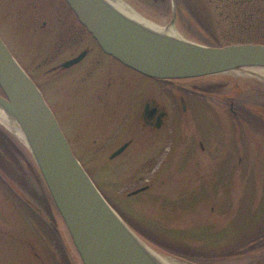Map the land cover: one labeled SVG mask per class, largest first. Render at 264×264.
I'll return each instance as SVG.
<instances>
[{"label": "rangeland", "instance_id": "rangeland-1", "mask_svg": "<svg viewBox=\"0 0 264 264\" xmlns=\"http://www.w3.org/2000/svg\"><path fill=\"white\" fill-rule=\"evenodd\" d=\"M123 1L148 20L173 25L183 38L228 43L214 0ZM74 21L65 0H0L1 38L105 199L131 229L128 222L190 251L170 252L132 229L168 258L264 264V244L233 246L242 233L264 236V73L241 66L179 79L186 88L194 82L215 91L201 99L184 93L186 102L197 98L200 105L184 113L178 106L173 122L150 133L139 122L143 103L179 102L177 91L183 90L170 93L165 82L107 57L89 33L73 28ZM86 47L90 52L78 64L52 70ZM226 99L239 111L242 124L236 129ZM0 130L14 143L0 144V264H83L29 149L1 123ZM124 142L130 143L110 158Z\"/></svg>", "mask_w": 264, "mask_h": 264}, {"label": "water", "instance_id": "water-1", "mask_svg": "<svg viewBox=\"0 0 264 264\" xmlns=\"http://www.w3.org/2000/svg\"><path fill=\"white\" fill-rule=\"evenodd\" d=\"M78 21L106 54L149 77L189 78L241 66L264 67V43L215 46L147 30L106 0H65ZM87 53L59 64L68 68ZM0 108L13 117L26 138L83 264H159L121 218L73 153L52 109L0 36ZM146 110L143 112L145 116ZM160 126V122L156 124ZM122 144L110 154H120ZM147 186L130 192L135 194Z\"/></svg>", "mask_w": 264, "mask_h": 264}, {"label": "trees", "instance_id": "trees-1", "mask_svg": "<svg viewBox=\"0 0 264 264\" xmlns=\"http://www.w3.org/2000/svg\"><path fill=\"white\" fill-rule=\"evenodd\" d=\"M213 3L214 9L219 16V22L224 29V36L228 39V43H264V0H214ZM83 30H85L84 27ZM246 114L248 117H252L253 120L256 117L255 114H252V116L248 112H246ZM7 140L8 137L6 134L0 130V144L3 146H5V143L6 145L9 143H11L12 146L14 145L12 140L8 143ZM41 199L44 200L43 197H41ZM128 224L143 238L159 247L166 248L170 252L175 251L186 254L190 252H187V246L185 245L177 244L172 246L170 245L171 243L166 241L163 242L160 238H155L154 235L149 234L143 228H139L131 222H128ZM244 237L246 238L244 239ZM254 240L257 241L254 243ZM242 243L249 244L248 248H255L264 244V236L258 235V232L257 235L254 233H242L239 240H236L233 246H242ZM204 249H192L191 251L194 254L211 253ZM232 251V249L224 251L221 255L231 253Z\"/></svg>", "mask_w": 264, "mask_h": 264}, {"label": "flooded vegetation", "instance_id": "flooded-vegetation-1", "mask_svg": "<svg viewBox=\"0 0 264 264\" xmlns=\"http://www.w3.org/2000/svg\"><path fill=\"white\" fill-rule=\"evenodd\" d=\"M69 10L74 15L73 11L70 8H69ZM74 20H75L74 21L75 22V26L73 25V28L75 29L77 27L82 32L83 27L78 22V20L75 17V15H74ZM65 28L69 29V26H66ZM96 44H97V42H96ZM97 46H98V44H97ZM84 49L87 50V53L85 54V56H86L90 52V49L87 48V47L84 48ZM99 49L101 50V52L104 55H106L107 57H110L114 61H117L118 63H120L121 65H123L127 69L131 70L132 72L138 73L139 75H141L143 77H147V76L137 72L136 70L131 69V68L127 67L126 65L122 64L120 61H118L117 59H115L111 55L104 53L100 47H99ZM83 58L80 61H82ZM78 63H76V64H78ZM76 64H74V65H76ZM74 65H72V66H74ZM56 69H64V68L59 67V65L57 67H55V66L52 67V70H56ZM65 69H67V68H65ZM148 78H151V79L155 80L156 82H160V83L165 82L168 86L171 87V88H168V91H170V93H174V91H175L174 89L183 90V91H177V92H180V94H178L179 95V102H165V104H164L163 102H159L158 99H156V98H148L143 103L142 110L139 113V122H140L141 128L145 129L146 131H148L150 133L160 129L169 120L173 122V119L177 117L178 106L180 107L181 112L184 113V112H186L188 110V106L192 108V107H195V105L196 106L200 105V102L198 101L197 98L201 99L202 97L206 96L208 93L211 94L213 91H215V90L209 91V90H205V89L202 90V88H201L202 86L199 85V84H196L194 82L191 83L190 87L186 88L185 85L188 84V83L186 81H182L181 82V80H179V79H159V78H153V77H148ZM167 85H166V87H167ZM159 86H160V84H159ZM160 87H162V86H160ZM160 87H159V89H160ZM198 87H200L201 89L198 88ZM184 93H188L191 96H196L197 97L196 98L197 102H186V98L185 97H187L188 95L187 94L185 95ZM224 102L227 104L228 112L231 115V119L232 118L234 119L235 129L240 127V125L242 123L240 121H237V119L240 117V115H239V111L235 108V104H236L235 101L233 99H226V100H224ZM205 103L208 106H210V102H205ZM145 110H146V113H145V116H143V112ZM259 118H261V117H259ZM158 122H160V126L159 127L156 126V124ZM129 143L130 142H128V145H129ZM200 145H201V148H203L201 143H200ZM225 152H226V150H225Z\"/></svg>", "mask_w": 264, "mask_h": 264}, {"label": "bare ground", "instance_id": "bare-ground-1", "mask_svg": "<svg viewBox=\"0 0 264 264\" xmlns=\"http://www.w3.org/2000/svg\"><path fill=\"white\" fill-rule=\"evenodd\" d=\"M106 2H108L120 14L130 19L131 21L139 24L140 26H142L147 30L174 38H182L180 34L175 30L173 25L169 24L162 26L151 20H148L123 0H106ZM254 68L264 73L263 66H256ZM0 123L6 126L13 134H15L19 139H21L24 142V144H26L25 135L22 129L20 128L19 124L17 123V121L1 108H0ZM138 241L140 242L144 250L159 264H184L164 256L163 254L159 253L157 250L149 246L142 239L138 238Z\"/></svg>", "mask_w": 264, "mask_h": 264}]
</instances>
